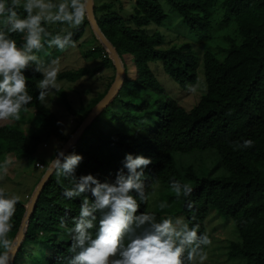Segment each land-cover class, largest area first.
I'll use <instances>...</instances> for the list:
<instances>
[{"label": "trees", "instance_id": "obj_1", "mask_svg": "<svg viewBox=\"0 0 264 264\" xmlns=\"http://www.w3.org/2000/svg\"><path fill=\"white\" fill-rule=\"evenodd\" d=\"M166 1L204 46L200 57L188 43L165 46L160 32L148 29V25L159 26L166 19L158 0H134L128 17L120 13L122 6L115 9L112 2L94 4L97 24L120 58L123 80L99 112L101 115L94 117L66 154L75 151L83 155L77 176L92 173L101 180L114 179L127 152L150 156L146 191L155 183L169 187L172 179L189 183L193 189L188 198L192 207H187L183 198L168 196L165 209L151 210L148 201L138 211L156 213L157 220L180 214L177 220L199 225V234L205 232L204 220L214 209L233 222L240 236V241L227 245L228 256L240 255L245 264H264V0ZM18 12L25 15L22 9ZM87 25L90 23L85 16L78 27L71 29L74 44ZM47 29L53 33L59 30ZM11 38L18 46L22 43V34L13 33ZM97 42L85 56L99 53L103 65L114 70L108 52ZM123 56L133 61V76L125 68ZM152 62H160L182 89L195 84L202 72V91L189 110L163 91L150 68ZM85 75L86 69L80 67L58 72L56 79L73 83ZM41 78L39 73H26V86L33 100L21 111L23 115L32 114L41 130L27 133L19 125L0 120V156L4 151L29 155L51 135L66 143L105 96L115 74L98 97L72 111L79 121L70 135L63 132L50 108L35 99ZM66 108L71 110L67 103ZM244 139H252L254 147L234 150L233 144ZM204 150H212L217 156V168L224 172L221 176L201 175L191 166H177V156ZM63 186H70L69 181L62 178V183H57L54 175L45 182L11 264H66L70 237L58 240L56 234L72 226L71 218L79 213L80 199H64ZM173 198L176 203L170 202ZM26 205L24 201L16 205L9 233L14 241ZM61 217L66 220L64 227L60 225Z\"/></svg>", "mask_w": 264, "mask_h": 264}, {"label": "clouds", "instance_id": "obj_2", "mask_svg": "<svg viewBox=\"0 0 264 264\" xmlns=\"http://www.w3.org/2000/svg\"><path fill=\"white\" fill-rule=\"evenodd\" d=\"M19 9L25 13L23 17ZM84 17V0H0V120L19 121L21 111L32 102L26 86L27 72L42 77L37 81L35 97L41 104L58 91L59 58L45 64L37 53L45 45L61 52L74 47L71 29L78 27ZM57 24L62 26L58 31H48V25ZM13 33L22 34L19 46L11 38ZM253 147L252 139L233 144L239 151ZM53 149L55 157L48 162L42 183L53 175L57 183L67 179L70 186H63V198L80 199L79 213L71 218L72 226L68 228L70 255L66 264H204L208 259L205 249L212 240L205 232L198 234L199 225L189 226L170 217L157 220L156 213L138 211L155 195L154 188L146 191L150 156L127 152L114 179L101 180L92 173L76 175L84 159L82 154H66L55 144ZM11 163L7 157L0 161V180ZM169 188L177 199H185L187 207H192L188 198L193 189L189 183L172 179ZM20 199L0 189V264H11L18 246L9 233ZM158 207L165 209L167 201H160ZM65 224L61 217V227Z\"/></svg>", "mask_w": 264, "mask_h": 264}, {"label": "rangeland", "instance_id": "obj_3", "mask_svg": "<svg viewBox=\"0 0 264 264\" xmlns=\"http://www.w3.org/2000/svg\"><path fill=\"white\" fill-rule=\"evenodd\" d=\"M158 1L166 14V19L159 26L153 24L148 25V29L151 31L158 30L163 37V44L165 46H178L183 43H188L191 51L199 56L201 53L200 49L201 47L204 49V46L198 43L196 35L186 25L181 15L166 0ZM93 2L95 5L112 2L115 9L122 6L120 13L124 17H128L127 15L131 12L134 5V0H94ZM48 27L60 29L62 26L57 24L48 25ZM97 40L91 26L87 25L83 36L74 47H69L61 52L45 45L38 54L39 58L45 64L53 59L59 58L58 65H56L59 69L58 72L76 70L80 67H84L87 71V75L73 83L56 79L59 86L58 91L52 92L47 98L48 102L44 104L57 116L61 122V128L66 135L72 133L79 121L78 115L73 114L72 111L77 110L82 105H87L91 99L96 96L98 97L107 87L110 78L115 74V69L113 70L111 67H105L103 65L104 61L101 59L99 53H91L85 56L86 52L94 49L98 45ZM124 56L123 63L125 64V68L127 71L130 70V74L133 76L134 71L132 68L134 63L131 59L127 60ZM149 65L165 93L176 98L179 104L186 110H189L195 104L202 91V84L199 81L204 84L202 72L199 73L198 80L195 84L187 89H182L164 72L160 62H152ZM191 89H195V91ZM66 103L70 105V111L67 110ZM99 115L101 114L99 113ZM3 122L19 125L27 133L41 130L42 128L30 113L24 115L21 113V119L19 121L9 119L3 120ZM44 139L37 149L29 155H17L13 151L9 153L4 151L0 156V161L6 157L12 160L7 174L3 180H0V189H3L7 195H19L21 197L20 201H24L27 204L42 179L48 162L55 155L53 145L55 144L62 148L65 144L52 135ZM37 162L41 163L43 167H38L36 165ZM217 162V156L212 150L193 151L190 154L176 157L178 167L191 166L201 175L221 176L224 172L222 169L217 168ZM153 188L155 189L157 198H153L154 195L149 197V208L151 210L159 208V202L166 201L168 196H175V193L169 187L161 183L153 184L148 192H151ZM170 202L176 203L175 198ZM176 216L178 217L176 218ZM169 217L173 218L174 221L181 219L180 214L168 216L167 218ZM203 225L205 232L212 240V245L205 249L208 259L204 264H245L244 258L240 255L236 257L228 256L227 245L232 241H240V236L230 219L211 209ZM67 233L68 231L58 233L56 234V238L58 240L66 239L69 237Z\"/></svg>", "mask_w": 264, "mask_h": 264}, {"label": "water", "instance_id": "obj_4", "mask_svg": "<svg viewBox=\"0 0 264 264\" xmlns=\"http://www.w3.org/2000/svg\"><path fill=\"white\" fill-rule=\"evenodd\" d=\"M85 3V14L86 18L90 23V26L92 30L94 31L95 35L97 36L98 40L101 42V44L104 46L106 51L108 52V56L110 57L114 68H115V78L113 83L111 84L110 88L108 89L105 96L100 100V102L90 111V113L87 115V117L83 120L81 123L79 129L68 139V141L63 145L62 149L67 152L70 148V146L73 144V142L76 140L78 136L82 134L84 129L89 125V123L94 119V117L105 107L109 101L112 99L114 94L117 92L123 78V66L121 64L120 58L117 55V52L115 48L112 46V44L105 38V36L102 34L97 21L94 16V2L93 0H84ZM44 176V175H43ZM43 177L38 183L35 191L32 194V197L29 201V203L26 205V212L22 219L19 231L15 238V243L18 245L15 248V252L17 251L24 234L25 225L27 222V219L31 215L32 210L34 209V205L37 199V196L39 195L40 191L42 190L44 183H42ZM15 254V253H14ZM12 263V261H11Z\"/></svg>", "mask_w": 264, "mask_h": 264}, {"label": "built area", "instance_id": "obj_5", "mask_svg": "<svg viewBox=\"0 0 264 264\" xmlns=\"http://www.w3.org/2000/svg\"><path fill=\"white\" fill-rule=\"evenodd\" d=\"M36 165L38 166V167H40V168H42L43 167V165L41 164V163H36Z\"/></svg>", "mask_w": 264, "mask_h": 264}]
</instances>
